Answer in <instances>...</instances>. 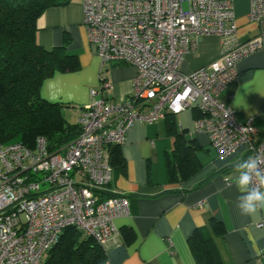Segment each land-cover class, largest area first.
I'll return each instance as SVG.
<instances>
[{"label": "built area", "instance_id": "obj_1", "mask_svg": "<svg viewBox=\"0 0 264 264\" xmlns=\"http://www.w3.org/2000/svg\"><path fill=\"white\" fill-rule=\"evenodd\" d=\"M81 14L101 64L136 67L132 90L113 100L91 89L79 108L78 135L57 151H48L42 136L34 148L0 144V264H42L67 226L105 250L122 245L113 221L128 215L129 204L109 186V147L124 143L135 122L196 108L195 131L207 135L218 156L244 148L264 159V135L217 98L235 78L236 61L264 48L263 32L236 39L232 0H81ZM249 18L264 22V0H249ZM205 35L220 38V55L182 72L184 55Z\"/></svg>", "mask_w": 264, "mask_h": 264}, {"label": "crops", "instance_id": "obj_2", "mask_svg": "<svg viewBox=\"0 0 264 264\" xmlns=\"http://www.w3.org/2000/svg\"><path fill=\"white\" fill-rule=\"evenodd\" d=\"M236 39L245 41L264 33V22L249 18V0H232ZM81 0L45 9L36 20V41L45 48L64 47L76 56L75 71L58 72L43 80L39 94L61 105L62 117L76 123L79 108L89 101L91 89L106 99L120 100L132 90L136 67L125 63L101 64L81 22ZM220 38L205 35L188 51L180 70L188 73L216 59ZM236 76L218 95L232 108L238 122L251 120L258 136L264 135V48L235 63ZM108 83V85H104ZM197 109L182 110L153 123L135 122L119 148L124 167L113 172L111 189L122 192L129 204L126 216L114 219L121 232L132 237L106 251L107 264H196L187 244L194 228L206 227L222 264H264V213L253 220L240 215V193L234 182V165L251 154L239 148L220 157L205 133L192 131ZM175 131L193 140L196 170L182 181L169 182L164 158L173 145ZM227 179L229 181H227ZM220 223L222 234L211 226Z\"/></svg>", "mask_w": 264, "mask_h": 264}, {"label": "trees", "instance_id": "obj_3", "mask_svg": "<svg viewBox=\"0 0 264 264\" xmlns=\"http://www.w3.org/2000/svg\"><path fill=\"white\" fill-rule=\"evenodd\" d=\"M70 0H0V144L20 141L34 148L36 138L46 140L47 150L57 151L79 133L77 123H68L61 105L39 94L44 79L56 71L78 69L77 58L64 47L45 48L36 41V20L47 8ZM174 114H166L172 122ZM197 111V117H200ZM193 140L175 131L170 152L165 154L169 182L182 181L195 172L197 161ZM113 172L124 167L119 145L109 147ZM215 233L223 228L210 221ZM132 237L129 229L120 232L121 242ZM187 244L196 264H222L204 226L193 229ZM106 251L92 237L83 236L74 226L65 227L47 251L42 264H107Z\"/></svg>", "mask_w": 264, "mask_h": 264}, {"label": "clouds", "instance_id": "obj_4", "mask_svg": "<svg viewBox=\"0 0 264 264\" xmlns=\"http://www.w3.org/2000/svg\"><path fill=\"white\" fill-rule=\"evenodd\" d=\"M264 159L249 156L234 165L235 184L240 195L236 207L240 215L253 220L259 219L264 213V168L260 165Z\"/></svg>", "mask_w": 264, "mask_h": 264}, {"label": "rangeland", "instance_id": "obj_5", "mask_svg": "<svg viewBox=\"0 0 264 264\" xmlns=\"http://www.w3.org/2000/svg\"><path fill=\"white\" fill-rule=\"evenodd\" d=\"M190 110V108H188ZM186 110V109H185ZM195 128H194V121H193V124H192V131H194Z\"/></svg>", "mask_w": 264, "mask_h": 264}]
</instances>
